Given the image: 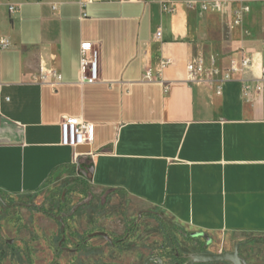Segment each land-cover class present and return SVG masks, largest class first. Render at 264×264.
Listing matches in <instances>:
<instances>
[{
    "label": "crops",
    "instance_id": "0c3cea01",
    "mask_svg": "<svg viewBox=\"0 0 264 264\" xmlns=\"http://www.w3.org/2000/svg\"><path fill=\"white\" fill-rule=\"evenodd\" d=\"M84 44L100 50L96 83ZM263 70L264 0H0V192L77 174L190 235L264 237ZM67 118L93 141L62 146Z\"/></svg>",
    "mask_w": 264,
    "mask_h": 264
},
{
    "label": "rangeland",
    "instance_id": "374dc122",
    "mask_svg": "<svg viewBox=\"0 0 264 264\" xmlns=\"http://www.w3.org/2000/svg\"><path fill=\"white\" fill-rule=\"evenodd\" d=\"M75 183L83 192H69ZM98 232L113 240L128 236L115 247L93 236ZM236 247L247 264H264V237L196 238L161 211L106 198L82 175L55 177L34 195L0 192V264H144L149 257L182 264L198 253Z\"/></svg>",
    "mask_w": 264,
    "mask_h": 264
},
{
    "label": "built area",
    "instance_id": "2783aa9c",
    "mask_svg": "<svg viewBox=\"0 0 264 264\" xmlns=\"http://www.w3.org/2000/svg\"><path fill=\"white\" fill-rule=\"evenodd\" d=\"M223 3L221 2H210L201 5V11L207 12L211 10L221 9ZM14 8H11L13 10ZM164 12L174 13L176 11V5L172 4L170 6L163 5ZM247 9L239 13L236 23H240L242 18V13L246 12ZM161 38V31L156 33V39ZM99 61H100V50L93 47L92 44H84L81 47V68L83 72L82 82L84 84L96 83L99 81ZM169 64V61L163 63V67ZM249 64L247 59L243 60V67ZM188 72L191 76H195L203 72L201 63H192L187 66ZM231 72L238 71L236 63H232ZM145 78L151 80V73L148 71ZM247 91L251 90L250 86L246 87ZM256 93L264 92V70L263 77L256 83L255 86ZM61 141L60 144L65 147L77 148L79 146L85 145L93 141L94 138V127L91 124L85 123L79 119L67 118L61 125Z\"/></svg>",
    "mask_w": 264,
    "mask_h": 264
},
{
    "label": "water",
    "instance_id": "95a60500",
    "mask_svg": "<svg viewBox=\"0 0 264 264\" xmlns=\"http://www.w3.org/2000/svg\"><path fill=\"white\" fill-rule=\"evenodd\" d=\"M79 173L83 174L85 177L91 172V169L88 171L79 169ZM93 236H99L106 239L110 244H113V239L106 233L98 232L93 234ZM155 262L156 264H163L160 257H149L145 260L144 264H150ZM218 262H229L231 264H247L245 260L240 256L239 250L236 247L233 252H223L219 254L214 253H198L191 257V260L184 264H209V263H218Z\"/></svg>",
    "mask_w": 264,
    "mask_h": 264
},
{
    "label": "trees",
    "instance_id": "16d2710c",
    "mask_svg": "<svg viewBox=\"0 0 264 264\" xmlns=\"http://www.w3.org/2000/svg\"><path fill=\"white\" fill-rule=\"evenodd\" d=\"M77 184H78V183H75V184H74L75 187H73V189L69 190V192H83V190L80 189V188L78 187ZM41 212H42V211H41ZM126 236H128V233H126L125 236H124L121 240H113V246L118 247L119 244H120L123 240L126 239ZM199 237L201 238V237H203V236H196V238H199ZM86 240H87L86 238L83 239L84 242H85ZM184 263H185V262H182V264H184Z\"/></svg>",
    "mask_w": 264,
    "mask_h": 264
}]
</instances>
